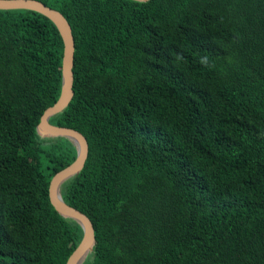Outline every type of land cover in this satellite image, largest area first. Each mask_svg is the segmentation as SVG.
I'll return each mask as SVG.
<instances>
[{"label":"trees","instance_id":"obj_1","mask_svg":"<svg viewBox=\"0 0 264 264\" xmlns=\"http://www.w3.org/2000/svg\"><path fill=\"white\" fill-rule=\"evenodd\" d=\"M75 38L74 98L51 118L89 156L65 182L94 224L84 264H264V0H39ZM64 42L0 10V264H67L82 227L50 201L77 149L38 125Z\"/></svg>","mask_w":264,"mask_h":264},{"label":"water","instance_id":"obj_2","mask_svg":"<svg viewBox=\"0 0 264 264\" xmlns=\"http://www.w3.org/2000/svg\"><path fill=\"white\" fill-rule=\"evenodd\" d=\"M148 2L150 0H133ZM0 10H30L46 16L58 27L64 42L62 60L63 84L58 101L47 108L38 125V134L42 138H66L77 149L76 160L54 175L50 182V201L55 210L63 217L76 221L83 229V238L71 254L67 264H84L96 244L95 228L91 219L82 211L67 204L62 195L65 182L76 177L84 169L89 156V142L78 130L53 125L50 120L64 112L72 102L74 92L75 38L72 27L66 17L58 10L39 0H0Z\"/></svg>","mask_w":264,"mask_h":264}]
</instances>
